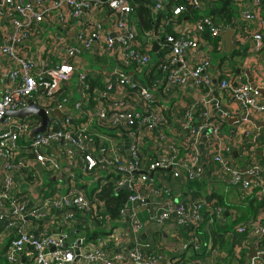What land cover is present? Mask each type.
<instances>
[{
  "label": "built area",
  "instance_id": "2783aa9c",
  "mask_svg": "<svg viewBox=\"0 0 264 264\" xmlns=\"http://www.w3.org/2000/svg\"><path fill=\"white\" fill-rule=\"evenodd\" d=\"M155 1V10L165 11L167 0ZM185 2L202 11L200 0ZM255 3L260 9L264 0H255ZM106 8L114 14L113 34L109 36H105L104 26L97 17L98 12ZM185 11V6L174 8V18ZM133 12L131 0H41L37 4L30 0H0V64L2 60L11 64L4 76L5 84L0 86V229H3L0 249L11 235L5 251L8 264H22L23 259L26 264H158L160 254L151 251L140 236L148 225L174 224L176 237L181 231L190 233L192 240L184 243V249L192 244L199 253L202 244L195 237V231L205 222L204 213L212 210L209 222L214 224L225 223L226 211L212 199L176 204L170 194L172 189L164 183L168 177L181 183L201 180L206 173L201 164L204 154L216 165L219 181L227 186H239L249 196L256 193L264 198V165L256 157L258 139H253L250 148L245 150L240 146L245 165L242 169L231 156L234 148L228 142L233 138L223 135L222 125L211 119L207 111L192 128L190 112L182 117L171 116L173 126H170L169 119L159 113L158 101L160 104L161 101L156 91L159 85L142 86L129 75L128 68L142 69L150 64L146 48L157 37L147 34L149 42L144 47L132 22ZM84 13L85 23H74ZM243 16L253 21L256 12L245 11ZM51 18H55L64 31L49 36L47 42L50 41L44 46L41 44L43 50L38 54L32 44L44 38L47 31L43 25L50 23ZM168 23L165 18L159 30L165 34L169 50L161 66L165 73L164 93L183 92L191 80L197 89L209 86L211 79L207 70L211 62L208 57L192 65L188 54L199 48V41L207 30L216 38L221 29L215 27L212 17L202 16L191 23L198 34L195 38L187 31L166 34ZM70 32H75L73 45L64 36ZM103 39L104 46L99 44ZM254 39L261 50L263 36L258 33ZM85 51L100 55L116 53L120 63L112 69L110 80L102 88L91 90L86 74H80L82 92L90 93L76 102L74 111L62 118L53 117L52 113L62 110L67 102L62 88L77 73L72 62ZM220 89L232 94L247 109L264 114L261 92L251 84L223 80ZM31 101L50 117L47 131L35 136L31 133L40 126V118L6 117L9 111L27 108ZM93 101L94 106L90 103ZM79 120L80 124L74 127L73 121ZM94 126L99 133L97 139L103 138L99 128L113 130L116 136H126L127 150H119L107 141L95 148L96 139L91 133ZM176 127L185 133L180 141L174 140V135L167 131ZM204 137L208 143L205 149L201 143ZM147 140L151 141L150 155L144 153ZM231 142L240 143V139ZM53 151L59 158L52 155ZM78 155L82 157L80 173H76ZM35 167L55 180L60 178L64 168L72 172L65 176L64 182H57L55 188L43 189L37 182L39 174L34 170L29 184L40 187L43 192L32 200L31 193L18 194L17 180L26 170ZM158 172L161 175L156 178ZM105 173L111 176L101 178L90 197L82 177H99ZM108 187L128 194L119 219L106 212V204L101 199L103 190ZM152 200L154 205L150 203ZM141 210L147 214L145 223L139 216ZM79 216L84 221H80ZM55 217L54 230L36 233L28 229V221L43 225ZM87 232L100 233L93 239L86 237ZM234 234H248L252 242L264 236V224L252 220L248 225L238 226ZM130 238L134 246L114 251L123 243L126 245ZM248 245L245 243L243 247ZM238 251H241L240 246ZM259 257H264V251H258L249 264H260ZM199 264L209 263L200 261Z\"/></svg>",
  "mask_w": 264,
  "mask_h": 264
},
{
  "label": "crops",
  "instance_id": "0c3cea01",
  "mask_svg": "<svg viewBox=\"0 0 264 264\" xmlns=\"http://www.w3.org/2000/svg\"><path fill=\"white\" fill-rule=\"evenodd\" d=\"M30 1L33 4H37L41 0ZM200 2L205 7V10L201 12L199 11V16L210 17L208 14H210L211 8L208 9L207 6H213L212 4L215 5L218 2L219 5L217 7L219 8H223L224 5L229 6L233 16L231 24H218L221 30L217 43L214 38H206L204 35V37L199 41V48L188 54L192 65H195L206 56L208 57V60L211 62V65L207 70V75L211 79L209 86L200 90L194 87V81L191 80L188 89L183 92L173 91L167 95L164 93L165 73L162 71L161 66L167 59L168 48L164 42L165 39L163 41V35L157 36L146 48L149 49L151 57L150 64L142 69L131 67L128 68L127 71L132 79L135 82L137 81L142 86H152L153 84L159 85V88L156 90L161 101V104L158 101V107H160L159 113L165 119H169L168 124H170V126H173V122L170 120L171 116L182 117L186 112H190L192 115V128L198 124L201 114L204 111H207L211 119L222 125V133L227 139V135L236 140L240 139V143L231 142L233 139H230V141L228 140V144L232 145L234 148L231 156L238 166L242 169L245 168L244 158L241 155L242 152H240L241 147L245 150L249 146V143L251 145L252 140L255 138L258 139V148L256 150L257 161L264 165V114L247 109L246 106H244L237 98L233 97L232 94L220 89V84L223 80L233 83L251 84L260 90L261 102L264 103V46L261 50H259L258 43L254 39V35L260 33L264 40V5L259 9L256 6L255 0H219L218 2L200 0ZM245 11L256 12V18L253 21L246 20L243 16ZM97 17L104 26L106 32L105 36L112 35V21L114 20L113 12L109 8H106L101 12H98ZM83 18H85V13L80 18L75 19L74 23H85ZM51 19L50 23L43 25L44 29L47 31L44 38L32 44L33 50H36V53L38 54L42 53V46L50 41L49 40L47 42L49 36H52L53 34H61L64 31L55 18ZM132 19V22H134V18ZM164 20L165 18L161 20L160 27L162 26ZM191 23L192 22L187 21L184 25L181 24L179 26V30L176 32L187 31L188 34L197 38L198 34L193 29ZM64 36L67 37L70 45L74 44L75 32L64 33ZM145 36L140 37V41H142L144 47L147 46L149 42V40L146 39L148 36ZM41 44L43 45L41 46ZM99 44L104 46L105 39H103ZM72 63L76 67L77 73L73 80L65 84L62 88L65 96L67 97L66 104H64L62 110H60L63 113V116H65L66 113L74 111L73 107L76 102L84 99V95L87 92L90 93V91L87 90L82 92L79 81L80 74H86L91 90L102 88L110 80V72L112 69H114V67L120 62L116 53L113 55H100L98 53L85 51L74 59ZM10 65L11 64L8 60H2V63L0 64V86L5 84L4 76ZM160 71L162 74H160ZM88 103L89 102L87 101V104ZM90 103H92V106L95 105L94 101ZM80 122V120L73 121V126H78ZM95 127L96 126L91 129V133L94 136V139H96L95 148L102 146L101 144H105V141H107L116 145L119 150H127L128 141L126 136H116L113 130L102 131L103 129L99 128V132L102 133L100 134L103 138L97 139L99 133ZM167 131L174 135L173 138L176 141H180L184 133L180 131L179 127H176L171 131L168 128ZM202 139V148L205 149V145H208V143L206 142L205 137ZM150 142V140L146 141L144 150V153L148 155H150ZM235 152L237 153V156H235ZM52 155L59 158V154L55 151L52 152ZM81 160L82 157L78 155L79 168L76 169V173H80ZM201 164L206 169V173L201 180L196 182L181 183L178 180H173L168 177L164 186L172 189L170 194L172 200L176 204L197 199L215 198L213 200H218L219 202L220 200H224L227 203L224 205V208L226 209L224 216L225 223H220L218 221L216 223L222 227L230 226L237 218L240 217V214L242 213V210H240L238 206L248 207L250 205V202H248L250 196L239 186L231 187L219 181L217 177L216 165L212 162L210 156L205 154L202 155ZM34 170H36L39 174L37 182L43 187V189L55 188L57 182H64L65 176L72 172L69 169L64 168L62 174L58 176L60 178L55 180L53 177L48 176L45 172H43V170L39 167L26 170L23 175L18 177V194L29 195L31 193L30 197L32 200H36L37 197L35 196H40V193L43 192L40 187L37 189V187H31V184H29ZM160 175V172H158L156 174V178ZM106 176L111 175L105 173L99 177H82L85 184L84 188L90 197H93V194L100 183V179L108 178ZM255 195L259 200L255 203L256 205H258L259 202L264 203L263 197L261 198L256 193ZM165 198H168V196L166 195ZM150 203L151 205H154L155 201L152 200ZM227 205L229 208H226ZM211 214L212 210H206L204 213L205 222L201 225L200 229L195 231V237H197L202 244L201 249L198 250L199 253H196L194 248L191 249L189 247V249H184V243H188L192 240L190 239V233L181 231L180 236L176 237L174 233L176 231V226L174 224L166 225L165 227H167L168 230L159 233H155L154 228L156 226L148 225L140 236L142 237V241L144 240L143 243L152 249L151 251L160 254L158 264H199L200 261L208 262L209 264H239L240 261H243L242 264H249L253 259V249L256 251L255 255H257L258 251H264V238H254L252 241V248L248 250L251 245V239L249 237L247 239V236L246 238H242V236L234 234V230L238 226L248 225L252 222V220L260 221L264 224V208L260 209L256 216H252L245 221L234 224L232 225L233 227L230 226L232 229L231 231H228V236H226L227 238L225 237V241L229 250L232 249L233 251L231 255H229L230 253L228 248L224 249V246L220 243V238L214 234V229H216V227L209 222ZM139 216L142 222L145 223L147 221V214L144 210L139 212ZM56 225V217L55 219L50 218L43 225H35L28 221V229L36 233H41L44 229L54 230L52 227H55ZM152 230L153 232L150 234L149 232ZM2 231L3 229H0V233ZM10 242L11 235L6 237L4 245H2L0 249V262H7L5 258V251ZM245 243L249 244L246 248L243 247ZM134 245L133 239L130 238L128 242H126V245L123 243L114 251L119 252L125 247H131ZM239 246L241 248L240 252L238 251ZM247 250L248 252L243 255V251ZM194 254H196L197 257H195ZM259 261L260 264H264V257H259ZM22 262H26L25 259H23ZM78 264L85 263L79 262Z\"/></svg>",
  "mask_w": 264,
  "mask_h": 264
},
{
  "label": "trees",
  "instance_id": "16d2710c",
  "mask_svg": "<svg viewBox=\"0 0 264 264\" xmlns=\"http://www.w3.org/2000/svg\"><path fill=\"white\" fill-rule=\"evenodd\" d=\"M131 2L134 5V12H133L132 18H134L135 20L134 25L137 28L138 33L143 36L149 33H152L153 35H157V36L163 35L162 36L163 41L164 39H166L165 34L164 33L162 34L159 32L162 19L168 18L169 20L168 26H166L165 28V33L176 35V31L179 30V26L181 24L184 25L187 21L196 22L202 18V16H199L198 14L199 10H196L193 6L188 5L187 2H185V0H168L165 6L166 7L165 11L155 10V6H156L155 0H131ZM212 5L213 6H209V5L207 6L208 9L211 8L210 14L208 15H210V17L213 16V19H214L213 22H214L215 27H219L218 24L228 25L232 23L233 16H232L231 10L229 9V6L224 5L223 8H219L217 7L219 5V2L216 3L215 5L214 4ZM179 6H185L186 11L182 13L178 18H174L173 10L174 8L179 7ZM206 29H208L207 26H206ZM205 36L206 38H213L209 30L205 32ZM214 39L216 40V43H217L219 37H216ZM167 52H169V50ZM134 68L138 69L137 67H134ZM160 74H162L161 71H160ZM248 148H250V146H248ZM127 195L128 194L124 191L115 192L112 187H108L103 190L101 194V199L106 204L105 205L106 212L110 214L112 218L119 219L120 211H121L122 206L127 200V197H128ZM211 199L213 200L215 198H211ZM258 201H259L258 198L253 193L250 196V199L248 200V202H250V205L248 207L238 206V208L242 210V213L240 214V217L237 218L236 221H234V223H232L230 226L237 224L241 221H245L246 219L252 216H256L259 213V210L264 208L263 202H259L258 205L255 204ZM226 204L227 203L224 200H220V202L218 201V206L222 208H224V205ZM226 208H229L228 205ZM79 220L84 221L83 217L81 216H79ZM213 225L214 227H216V229H214V234H216L217 237L220 238V243L224 246V249L228 248V251L230 253L229 255H231L233 251L232 249L229 250V247L226 245L225 237L228 236V231H231L233 226L232 227L230 226L222 227L218 223H215ZM79 228L81 229V226ZM99 233L100 232L90 233L91 234L90 238L95 239L96 235H98ZM239 236H242V238H246L247 236V239H248V234L239 235ZM188 247H190L191 249L193 248L192 244H189ZM250 248H252V242L248 250ZM248 250L243 251L244 253L243 255H245L248 252ZM194 256L197 257L196 254H194ZM242 263L243 261H240L239 264H242ZM23 264H25V262Z\"/></svg>",
  "mask_w": 264,
  "mask_h": 264
},
{
  "label": "water",
  "instance_id": "95a60500",
  "mask_svg": "<svg viewBox=\"0 0 264 264\" xmlns=\"http://www.w3.org/2000/svg\"><path fill=\"white\" fill-rule=\"evenodd\" d=\"M232 33V32H231ZM140 37H144L142 35H140ZM148 40V38H146ZM29 116H36L38 118H40L41 120V124L39 127L35 128L32 133L31 136H35L37 134L40 133H45L48 129V126L50 124V117L48 116V114L46 113V111L43 108H40L39 106H37L33 101H31L29 103V106L25 109L19 110V111H9L7 113L6 117H14V118H19V119H24L25 117H29ZM53 117H58V118H62L63 117V113L60 110H55L52 113ZM49 153V152H47ZM235 156H237V153L235 152ZM150 177H153V175H150ZM155 233H159V232H163V231H167L168 228L163 226H156L154 228ZM130 232V230H128ZM152 231H150L149 233L151 234ZM262 238H264V236H262ZM255 249H253L252 252V256L255 257Z\"/></svg>",
  "mask_w": 264,
  "mask_h": 264
},
{
  "label": "rangeland",
  "instance_id": "374dc122",
  "mask_svg": "<svg viewBox=\"0 0 264 264\" xmlns=\"http://www.w3.org/2000/svg\"><path fill=\"white\" fill-rule=\"evenodd\" d=\"M204 10H205V7L203 6V7H202V11H204ZM200 12H201V11H200ZM48 176H49V175H48ZM87 233H88V232H87ZM86 237L90 238V237H91V234H90V233H88V234L86 235ZM0 263H1V264H2V263H5V264H7V262H6V261H5V262L1 261Z\"/></svg>",
  "mask_w": 264,
  "mask_h": 264
}]
</instances>
